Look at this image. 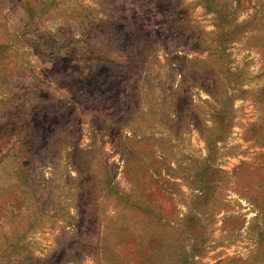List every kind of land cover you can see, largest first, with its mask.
Returning <instances> with one entry per match:
<instances>
[{"label":"rangeland","instance_id":"obj_1","mask_svg":"<svg viewBox=\"0 0 264 264\" xmlns=\"http://www.w3.org/2000/svg\"><path fill=\"white\" fill-rule=\"evenodd\" d=\"M263 98L264 0H0V264H264Z\"/></svg>","mask_w":264,"mask_h":264},{"label":"trees","instance_id":"obj_2","mask_svg":"<svg viewBox=\"0 0 264 264\" xmlns=\"http://www.w3.org/2000/svg\"><path fill=\"white\" fill-rule=\"evenodd\" d=\"M207 1H208V4H212L214 2V0H207ZM141 31L142 32L146 31V34H143L142 36L146 40L147 43L148 42H152L153 39H156L157 38L156 37V33L153 34L151 30H148L147 31V29L142 28ZM104 33L109 36V29H105L104 30ZM110 35L112 37H116L117 36V34H115V33H111ZM107 40L109 41V38H107ZM114 42H115L116 45H118V43H119V41L117 39ZM150 45H152V47L154 46V44L151 43V44H149V45L146 46V50H143V51L139 52V55L141 56V59H144V57L147 55V52L150 50ZM105 54L108 55L109 53H105ZM50 73H51V75H53L55 73H61V72L59 70H57V69L54 68V69L50 70ZM188 77H190V75L189 76L184 75L183 80L184 79L186 80V78H188ZM53 80L56 83H58L59 85H63V83H60L59 79H53ZM195 81L198 82L199 80L196 79ZM69 86H73V85L72 84L67 85V88L70 91H72L73 88H69ZM96 94L97 93L94 91L93 94H91L89 97H87V100H88L89 103H94V104L101 103L100 101L97 100ZM74 96H76L75 93H74ZM39 98H40L39 100H43L45 102L52 101L51 94H49V95L48 94L47 95L43 94V95L39 96ZM227 100H229V99H227ZM263 100H264V98H263ZM58 102L60 103V106L62 105V108L68 109V104H67V101L65 99L64 100H61L59 98L58 99ZM73 102H74V104L77 103L76 97H75V99H73ZM56 107H57V105H56ZM228 107L230 108L231 105L228 104ZM57 112L58 111H55V113H57ZM12 114L8 113L6 115V117H5L6 123H9L10 117H11ZM48 114H50V112ZM69 116L70 115L68 113H66V115L62 118V121L61 120L60 121H55V122L51 123L50 125H47V128L44 129V132H45L44 137L47 138V134H48L50 137H53V138H56L57 137L58 138V136H59L60 133H62L64 131H68V128L71 129L70 127H73L74 126V123L71 122V121L64 122ZM47 117H48V115H47ZM222 120L223 119H221V121ZM222 125H223V123H222ZM19 132H21V131H19ZM14 133H16V131L14 130V125L12 127H6L5 123H3V124L0 125V134L1 135H6V134L11 135V134H14ZM32 136H33V133H28L26 135V137H25L26 140H24L22 142V144L27 148L28 151L29 150L33 151L36 147L39 150V144L42 141L41 140L40 141H36V142L34 141L32 144H30V142L28 143L29 137H32ZM44 137H43V139H44ZM53 146H55V145H52V148H53ZM42 150L43 151H50V149H47L46 147H44ZM38 157H39L38 159H43V156L40 155V154H38ZM200 182H201V186L200 187L203 188V186H204V189H206L207 187H205V185H204L205 179L204 178H201ZM202 182H203V184H202ZM210 182H214V178L212 180H210ZM130 197H134V196L132 195ZM125 201L127 202V204L129 203V204H132V205H135V203H136L135 201H132L130 198L125 199ZM159 220H162V218H160ZM183 233H184V230H181L180 231V234L183 235ZM155 242L156 241H152L151 242L152 245H153V249L155 248ZM153 249H150V250H152L151 253L153 254V256H155L154 255L155 252H154ZM180 251H181V253H180L181 254V257L184 258L185 255H186V252L185 251L183 252V246L182 245H180ZM181 257H177L176 260H180Z\"/></svg>","mask_w":264,"mask_h":264}]
</instances>
